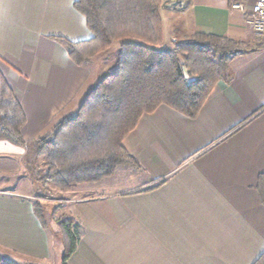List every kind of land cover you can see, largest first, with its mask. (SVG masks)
I'll return each mask as SVG.
<instances>
[{
    "label": "crops",
    "instance_id": "0c3cea01",
    "mask_svg": "<svg viewBox=\"0 0 264 264\" xmlns=\"http://www.w3.org/2000/svg\"><path fill=\"white\" fill-rule=\"evenodd\" d=\"M232 1L193 0L173 11L163 4V46L196 32L256 41ZM75 2L0 0V68L25 111L28 143L0 140V254L21 264L62 259L55 222L45 228L34 208L42 160L34 141L75 116L113 67L109 59L118 61L113 45L79 65L54 38L93 37ZM229 67L231 81L219 82L194 118L166 104L142 116L123 142L142 171L124 165L111 182L66 192L59 213L80 224L68 264H253L260 257L264 48L235 56ZM58 199L43 198L45 208ZM53 209L46 210L49 218Z\"/></svg>",
    "mask_w": 264,
    "mask_h": 264
},
{
    "label": "trees",
    "instance_id": "16d2710c",
    "mask_svg": "<svg viewBox=\"0 0 264 264\" xmlns=\"http://www.w3.org/2000/svg\"><path fill=\"white\" fill-rule=\"evenodd\" d=\"M192 4L193 0H175L183 10ZM75 7L86 17L93 37L73 41L54 36L74 62L86 65L115 42L120 45L117 63L88 93L78 113L34 141L44 161L39 182L64 191L101 181L124 165L143 170L123 143L142 116L166 104L194 118L215 86L231 81V60L264 48V34L252 42L207 32H196L165 48L163 0H76ZM26 121L23 106L0 68V140L27 147L22 133ZM257 190L264 204V172ZM62 206L56 205L49 218L45 204L34 202L45 228L55 222L61 264H68L80 241V224L75 217L61 215ZM0 264L21 263L0 254ZM253 264H264V252Z\"/></svg>",
    "mask_w": 264,
    "mask_h": 264
},
{
    "label": "rangeland",
    "instance_id": "374dc122",
    "mask_svg": "<svg viewBox=\"0 0 264 264\" xmlns=\"http://www.w3.org/2000/svg\"><path fill=\"white\" fill-rule=\"evenodd\" d=\"M165 3H167V5H169V7H168V10H170V9H172V11L174 10L173 8H175V5L173 4V2H171L170 0H163V4H165ZM172 6H174V7H172ZM164 10V9H163ZM162 10V11H163ZM164 12V11H163ZM165 14H167L166 12H165ZM257 34V33H256ZM262 35L264 34V33H261ZM167 38H169V40H170V37H169V34H168V32H167ZM258 35H260V34H258ZM119 45H120V42H115V44H114V48H112L113 50V52L112 53H114V56H115V54H116V51H115V49H117V47H118V51H119ZM111 53V52H110ZM114 59V58H113ZM113 59H109V61L110 62H114L113 63V66L116 64L115 63V61H113ZM115 60V59H114ZM105 61H108L107 59H104V62ZM104 77H105V75H104ZM104 77H102V79L104 78ZM101 79V80H102ZM100 80V81H101ZM42 159V158H41ZM39 166H41V167H43L44 166V161H43V159L39 162V163H37ZM135 169V168H134ZM137 170V169H136ZM120 170H117V172L114 174V175H112V176H109V177H106V178H104L103 180H101V181H109V182H111L112 180L111 179H113L112 177L113 176H116L117 175V173L119 172ZM138 171H142V170H138ZM126 171H124V173H125ZM101 181H97V182H101ZM105 182H103V183H105ZM83 184H85V183H83ZM79 186V185H78ZM78 186H76V187H78ZM66 192H68V191H64V190H60V189H58L55 185H53V184H51V183H47L46 185H44L43 184V182H38V188H37V193L39 194V195H37V197H38V199H36V200H40V201H42V202H44L43 201V198H48V197H51L52 199H58V198H62L61 200H59V201H57L56 203H54V204H52V202L51 201H49L48 203H49V206L46 208V210L50 207V208H54V207H56V205H59V203H62L63 204V199H64V195L66 194ZM52 204V205H51Z\"/></svg>",
    "mask_w": 264,
    "mask_h": 264
},
{
    "label": "built area",
    "instance_id": "2783aa9c",
    "mask_svg": "<svg viewBox=\"0 0 264 264\" xmlns=\"http://www.w3.org/2000/svg\"><path fill=\"white\" fill-rule=\"evenodd\" d=\"M231 8L245 13L246 25L255 33H264V0H254L251 7L247 6L243 0H233Z\"/></svg>",
    "mask_w": 264,
    "mask_h": 264
}]
</instances>
